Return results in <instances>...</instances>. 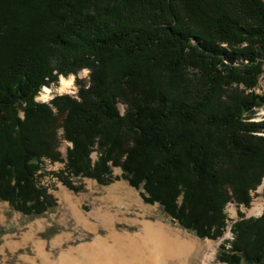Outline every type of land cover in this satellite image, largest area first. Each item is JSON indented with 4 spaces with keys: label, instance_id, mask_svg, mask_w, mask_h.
Segmentation results:
<instances>
[{
    "label": "trees",
    "instance_id": "16d2710c",
    "mask_svg": "<svg viewBox=\"0 0 264 264\" xmlns=\"http://www.w3.org/2000/svg\"><path fill=\"white\" fill-rule=\"evenodd\" d=\"M82 69L75 95L36 99ZM261 77L264 0H0V200L54 208L46 160L75 191L72 177L109 184L120 167L173 223L218 239L227 204L264 182ZM232 232L215 264H264V210Z\"/></svg>",
    "mask_w": 264,
    "mask_h": 264
},
{
    "label": "rangeland",
    "instance_id": "374dc122",
    "mask_svg": "<svg viewBox=\"0 0 264 264\" xmlns=\"http://www.w3.org/2000/svg\"><path fill=\"white\" fill-rule=\"evenodd\" d=\"M62 78L72 79V84L69 89L61 92ZM78 79L88 81L89 70L82 69L77 74L60 75L57 83L43 86L36 99L48 103L56 95H75L79 88L77 85ZM257 91L264 94V77H261ZM47 92L49 95L44 98L43 95ZM119 108L121 111L124 110L122 105H119ZM251 120H264V106L256 109ZM59 146L62 157L65 159L67 149L72 144L63 140ZM96 157L97 154L94 152L92 154L93 160ZM63 168V162L45 161L44 172L46 174L42 178V184L50 188V192L57 198V205L41 216L24 215L12 209L8 202L0 200V264H27V254L31 257L35 256L34 242L36 241L42 240L45 242L47 251L59 256L71 249L87 246L95 241L97 237H105L109 234L108 226L94 222L92 218H90L93 223L92 229L82 227L73 216L70 207L62 200L66 191L71 193L72 196L80 198V208L86 212V215L95 208L110 214L113 219L110 231L136 235L141 233L145 223L153 222L162 224L171 235L179 236L181 240L189 239L188 241L194 247L192 251L184 256L169 260L168 264H215L220 245L227 239L231 240L234 237L232 226L239 219L240 213H243L245 217L254 216L258 218L264 210L263 182L255 191H252V201L249 206H238L235 202L227 204L225 211L228 217V225L223 236L218 239H201L179 226L177 222L173 223L159 204L145 202L141 191L121 177L122 170L120 167H114L112 175L115 176V179L109 184H102L96 179L85 176L83 178L72 177L71 180L75 185H83L81 191L68 188L59 178L58 173ZM256 204L262 208L261 213L251 211ZM38 221H41L42 224L38 225ZM1 232L3 233L1 234ZM65 234L67 236L63 237L60 244L53 246V241ZM28 235L30 237L32 235L34 240L27 239V237L29 238ZM9 243H13V245L11 246Z\"/></svg>",
    "mask_w": 264,
    "mask_h": 264
},
{
    "label": "bare ground",
    "instance_id": "6f19581e",
    "mask_svg": "<svg viewBox=\"0 0 264 264\" xmlns=\"http://www.w3.org/2000/svg\"><path fill=\"white\" fill-rule=\"evenodd\" d=\"M71 84L72 79L62 78L61 92L69 89ZM48 95V92L44 93L43 97L46 98ZM63 196L62 200L70 207L73 216L82 227L92 229L93 223L90 220L92 218L94 222L108 226L109 234L105 237H97L87 246L71 249L59 256L47 251L42 240L36 241L35 256L31 257L27 254V264H168L169 260L184 256L194 248L189 239L181 240L179 236L171 235L162 224L153 222L145 223L141 233L136 235L110 231L113 223L110 214L95 208L86 215V212L80 208L79 197L76 198L67 191ZM261 209L256 204L251 211L261 213ZM37 224L41 225L42 222L38 221ZM64 236L67 234L55 239L53 246H58ZM27 239L34 240L32 235ZM10 245L12 246L13 243Z\"/></svg>",
    "mask_w": 264,
    "mask_h": 264
}]
</instances>
